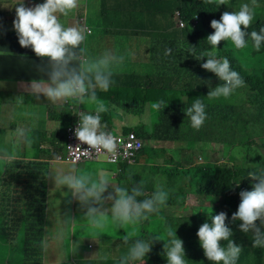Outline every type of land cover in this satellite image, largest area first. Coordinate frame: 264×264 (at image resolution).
I'll return each instance as SVG.
<instances>
[{"label":"rangeland","instance_id":"1","mask_svg":"<svg viewBox=\"0 0 264 264\" xmlns=\"http://www.w3.org/2000/svg\"><path fill=\"white\" fill-rule=\"evenodd\" d=\"M111 1L122 2V0H87L82 1L83 4L80 10L84 13L83 19L86 21L87 26L93 30L90 43L96 42L95 45H91L90 48L88 47L86 49L89 58L94 59L101 56L105 51L113 48V42L115 40H122V47L120 50L124 52V55L120 57H123L124 62L112 69L113 75L111 79L113 83L107 91L96 89L98 100L104 99L108 101L106 104L108 109H110L109 102L111 101H121L125 100L127 97L129 100H132L131 93L137 94L140 91V87L144 88L145 83L149 81V77L146 75L145 71L153 72V70H156L158 68L156 63H159L161 67L170 65V63L164 62L156 57V48L144 44L145 42H149V39L141 33L130 35L123 33L117 34L114 30L109 29V26L105 23L108 22V17L102 21L99 11L102 3V9H107ZM153 1L159 2L166 12H170L172 9L181 6L183 2V0ZM233 1L237 0H228V4L231 5ZM18 2V0H0L1 45H4L9 39L18 38L17 33L14 31L13 24L16 17L15 5ZM128 3L131 9L139 11L144 10L150 16L152 15L149 0H146L145 4L143 0H128ZM244 3L251 4V0ZM257 9L258 4L255 6L254 11L256 12ZM178 13H180V11H178ZM178 13L175 14L173 10L168 14L167 26L169 28H177L174 14L179 16ZM154 24L155 22L149 23L148 27L150 28ZM193 24H197V21H193ZM169 32L171 33V31ZM174 34L178 36L182 35V30H175ZM144 35L146 34L144 33ZM184 38V36H180L181 40H184ZM2 47H0V51ZM240 50L242 51V49ZM149 53H151V56H154L156 63L149 59ZM167 72H176L177 74L188 73L190 77L182 81L188 84V86L181 85L176 87L174 91L166 94L159 90L158 93L154 95V97L157 96L158 100H153L150 105L155 101H160L159 97H161V100L165 101L174 95L179 97L181 92L195 91L202 86L203 79L200 80L195 77L191 68L185 64H180L178 67L174 65L173 70ZM131 75L137 76L138 78L135 87L125 82V78ZM221 83V80H217V85ZM108 93H110V96H107ZM189 99L188 97H184L183 101H188ZM248 100L249 97H245V99L243 97L241 98L240 104L242 106L238 108V112L240 114L248 113L249 116H252L253 113L258 111L257 105L252 104ZM4 103L5 98L0 96V107L3 106ZM210 103L214 104L215 101H211ZM150 105L146 106V112L142 115H128L126 112L120 111L118 113L119 116L113 119V124H108L105 121L106 117L102 113L101 123L106 126V129L110 127L108 130L116 135L124 134V132L130 130L131 133L137 137L142 126L149 131L153 129L152 133L154 134L155 125L160 122L165 123L166 118L170 116L162 111V109L156 110ZM61 107L65 108V105L62 104ZM95 107L96 104L91 102L87 97L85 98V102L82 103V111L94 112ZM1 115H3V113ZM78 118L79 116L75 115L74 121H77ZM6 122L7 119L0 118V131L5 132ZM170 124L174 129L178 126L177 128L179 130L176 131L177 141H160L157 143L159 147L154 142L155 140H148L143 150L137 153L134 162H118L111 164L107 161L106 155L96 153H93L91 156L79 157L77 161L68 159L69 151L67 147L70 142L67 134L65 141L63 140L62 142L63 149L57 154L58 146L55 141L49 139V137L53 135L56 136V134L60 135L63 131L60 128L61 126L54 125L52 127L50 121L47 123V132L43 134L42 139H39V144L37 145L39 147L37 150L42 153L40 156L38 155V158H41L43 155H48V158L42 159L49 163L46 175L47 188L43 195L46 215L41 221V227L39 226L38 228L34 226V228H30L31 236L36 233L37 238L40 239V243L43 244L44 242V264H87L84 263L85 257L94 260L89 264H120L121 257L127 253L132 241L136 238H142V230L139 224L135 223L132 224V226L126 225L124 227H117L112 223L110 217V202L106 204V208L109 210V220L106 226L103 229H94L90 227L84 219V210L79 206L73 207L70 205V200L78 202L72 198L71 193L67 190L54 188L52 186L51 183H54V181L48 176L49 173L54 171L57 167H63L65 170H68L72 166H75L79 170L87 171L88 168L86 166H89L95 169V172L103 170L110 177L111 183L109 185V191L115 187H126L130 190L133 185H138L139 176L140 180L145 182L150 188L156 183H170L171 185H168L169 188L166 189L168 193L172 192L173 195V197L168 196L167 203L170 204L162 211L163 214L160 216L159 220L154 222L153 220H149L144 223V227L148 228V231L156 233L161 239H166L167 228H171L175 231L173 229L174 227H170L163 223L166 219L174 216L179 219L191 220L194 214L203 212L204 209L208 211L211 206L208 202L200 199L198 195L187 193L188 189L190 191L195 181L192 176L193 174L191 173V176L182 173L175 174L176 169L186 170L187 167L205 165L207 162H215L220 165L226 164L236 169H245L251 164L255 166L256 162L260 159H262L261 163H264V122L259 124L254 122L248 128H245V123H243L241 117H239L235 122L212 124L211 128L216 129V131L220 130L223 132V135L227 129L236 131L233 133L231 143L223 144L222 141H217L209 144L206 143L207 147H204V144L198 143L199 139L198 136H196L195 139L189 142V149L185 148L181 151H179L181 145L187 146L185 140L189 135V130L185 124H180L178 121ZM55 129H58V131L60 129V132ZM10 141L13 143L12 138ZM137 141H141V138L137 137ZM167 143L172 144L173 149L168 148ZM176 145L177 149H175ZM0 152H2L1 148ZM80 152L83 153L84 151ZM190 158H192V162L189 161ZM0 162L7 163L6 160H0ZM12 164H22V162L18 160ZM5 170L6 166L0 169V178L4 176ZM250 171H253V169H250ZM28 172L29 168L26 166L25 173ZM36 194L37 192L27 193V195ZM20 199H22L21 202H23V199L26 198L21 195ZM222 211L227 213L222 207H215L213 213L216 215ZM227 217V226L243 236H246L247 241L253 245L252 233L246 234L240 230L239 225L242 221L237 220L233 222L232 216L227 215ZM32 219L34 220L35 217H32ZM14 220L15 215L11 217V220H6L5 222L2 220L0 222V264L8 258L11 252L19 255L21 253L29 254L30 252L29 246H26L25 242L22 240L26 234L25 228H21L16 240L12 244L7 241L4 227L11 225ZM257 225L264 231V225H261L260 221H257ZM175 228L177 238L187 242L188 238H194L198 227L187 226L183 222L179 227L175 225ZM126 234L130 235L128 244H124L123 237ZM145 240L151 241L149 239ZM164 243L165 241L163 240H155L152 243V247H155L152 252L153 259L156 261L154 264L164 263L166 259L164 255ZM87 246H89V248ZM13 248H15V251H11ZM261 249L264 254V248ZM10 264H24V262L21 257H16Z\"/></svg>","mask_w":264,"mask_h":264},{"label":"clouds","instance_id":"2","mask_svg":"<svg viewBox=\"0 0 264 264\" xmlns=\"http://www.w3.org/2000/svg\"><path fill=\"white\" fill-rule=\"evenodd\" d=\"M205 3H215L217 6L225 5L226 0H204ZM79 0H45L44 3L33 7L25 6L23 0L15 5L16 17L13 21L14 29L18 35L22 47L31 49L36 56L49 58L44 71L47 80H33L25 90L32 95H42L53 103L75 101L84 103L87 97L96 104L94 112L78 111L79 121L74 129L75 137L88 145L81 153V147L73 150L74 154L91 156L93 153H114L117 138L101 123V114L108 111L103 102L98 100L96 89L107 91L113 83L111 66L119 63L123 57H117L110 51H105L97 58H89L86 49L81 47L86 39V29L78 26H65L59 16H67L69 12L78 7ZM18 5V6H17ZM257 0H251V4L244 3L237 11L223 12L219 20L213 19L211 27L214 34L207 37V42L212 46L211 50H205L199 56H195L191 46L185 48V52L192 53L197 60H203L202 68L214 73L222 83L211 88L207 94L209 99L228 98L236 89L243 87L244 79L237 71L230 67L228 58H219L217 46L221 41H230L235 49H244L247 38L250 36L252 46L259 51L264 42V28L259 32L247 29L250 27L254 15ZM233 9V7L231 8ZM180 30L183 28H175ZM89 33L88 35L92 34ZM172 49L167 48L165 55H171ZM4 97V96H3ZM5 98V97H4ZM164 105L160 100L151 105L159 110ZM191 127L199 130L205 120V105L200 99L185 110ZM16 143H28L27 130L17 127L12 133ZM16 159L14 154L0 152V160L11 163ZM249 176L258 181L254 183L251 191L240 192L241 202L238 210L232 215L233 222L242 221L240 230L246 234L252 233L253 247L264 248V231L257 225V221L264 225V169L249 173ZM55 187H66L72 198L77 200L84 210V219L94 229H103L109 220V210L106 204L110 202L111 221L117 227L135 224L146 220L150 214L156 213L160 207L166 205L169 193L157 184L153 194L143 200L138 197L144 196L142 183L133 185L129 190L126 187H115L109 191L110 177L103 170L96 173L82 171L72 166L68 170L57 167L49 173ZM227 213L220 212L210 215V223L202 224L197 232L199 242L204 254L214 264H237L242 252L232 239V229L226 224ZM72 220V219H71ZM74 221V220H73ZM166 239L159 237L150 242L142 238L132 241L127 253L120 259V264H145L146 256L151 251L155 240H163L164 255L167 264H187L183 241L177 238L176 230L166 229ZM124 242L128 243L130 235L126 234ZM221 241H227L226 245ZM44 264V262H43Z\"/></svg>","mask_w":264,"mask_h":264},{"label":"trees","instance_id":"3","mask_svg":"<svg viewBox=\"0 0 264 264\" xmlns=\"http://www.w3.org/2000/svg\"><path fill=\"white\" fill-rule=\"evenodd\" d=\"M149 1L152 11L151 16L144 10H132L137 14H142L147 17L148 20L146 22L148 23H163L167 21L168 14L171 11L174 10V13L180 11L181 20L186 26L180 29L176 15L174 14L176 27L182 30V35L178 36L170 33V28L167 27L164 36L159 42H148L153 48L159 49L156 57L158 56V58L164 62L170 63V65L161 67L159 63H156L154 56H151L149 59L155 62L158 68L153 70V72L145 71L146 75L149 77V81L145 83L144 88L140 87V91L137 94L131 93L132 100H129L127 97L125 100L109 102L110 109L103 113L106 117L105 121L112 122L116 116H119L118 113L120 111L126 112L128 115H142L146 112V106L157 99V96L154 97V95L157 94L159 90L166 94L174 91L176 87L181 85L188 86V84L182 82L190 77L188 73L177 74L176 72H167L173 70L174 65L178 67L180 64H185L191 68L195 77L200 80L203 79L201 88L195 91L181 92L179 97L174 95L170 99H166L164 105L160 109L172 118L167 117L165 123H157L154 127V134L152 133L153 129L149 131L142 126L137 134L138 137L145 141L151 139L164 142L177 141L176 131L179 130L177 128L178 126L174 129L170 123H176L178 121L180 124H185L189 130V135L185 140L187 146H180L179 144V151H181L185 148L189 149V142L195 139L196 136H198L199 139L198 143L204 144V147H207L206 143L209 144L217 141H222L223 144L231 143L233 133L236 131L227 129L223 135V132L220 130L216 131V129L211 128L212 124L235 122L239 117H241L242 122L245 123V128H248L254 122L258 124L264 122V42H262L259 51L252 46L253 42L250 36L247 38L248 46L242 49V51L240 49H235L230 41H221L217 46L218 57L228 58L231 69L237 71L245 81L244 86L236 89L228 98L220 97L209 99L207 97L210 89L218 86L217 80L220 79L214 73L202 68V63H205L203 60L194 59L195 56H199L201 52L211 50L212 48L206 41L207 37L215 32L211 27V21L213 19L219 20L225 11L239 10V6L248 0L233 1L231 5L228 4L227 0L225 5L221 6H217L215 3H205L204 0H183L181 6L172 9L170 12H166L159 2L153 0ZM145 2L146 0H143L144 4ZM257 4L258 9L255 12L250 27L247 29L249 33H251V31L259 32L261 28H264V0H257ZM232 7L233 9H231ZM156 19L159 20L157 21ZM195 20L197 24H193ZM180 36H184V40H181ZM188 46H191L192 49L190 51H192L195 56L189 51L185 52V48ZM167 48L172 49L171 55H165V50ZM137 80V76L134 75L125 78V82L133 87L136 86ZM184 97L190 99L188 101H183ZM242 97L244 99L245 97H249L248 101L257 105L258 111L253 113L252 116H249L248 113L240 114L238 112V108L242 106L240 104ZM159 98L161 100V97ZM196 99H200L204 103L206 112V120L199 130L191 127L190 120L187 118L184 111L187 107H190ZM211 101H215V103L211 104ZM101 102H103L105 106L108 103V101L104 99H102ZM63 104L65 108L59 113H55L54 118L57 121H63L66 128L60 135L56 134V136L53 135L49 137V139L55 141L58 146L57 154L63 149L62 142L66 139L68 128L76 122L74 121V115H76L77 112L75 113L72 102L68 101ZM167 144L173 149L172 144ZM175 149H177V145ZM46 158H48V155H43L36 160H21L22 164H10L1 179L0 222L2 220L4 222L6 220H11V217L15 215V220L12 224L4 227L7 241L12 244L16 240L21 228H25L26 234L22 240L25 242V245L30 248L29 254L21 253L19 255L11 252L2 264H10L16 257H21L24 264H43V244L40 243V239L37 238L36 233L31 236L30 228H34V226L38 228L39 226L41 227V221L45 218L46 209L43 195L47 188L46 175L49 163L42 159ZM189 161L192 162V158H190ZM261 161L262 159L258 160L255 166L251 164L245 169H236L226 164L220 165L215 162H207L205 165L187 167L186 170L176 169L175 174L182 173L188 176H191V173L193 174L192 176L195 181L192 188L190 191L188 189L187 193L196 194L200 199L211 205L208 211L204 209L203 212L194 214L191 220L179 219L171 216L163 222L170 227H174V230H176L175 225L179 227L183 222L187 226L198 227L193 239L190 237L187 239V242L183 241L187 264H214V262L206 258L204 250L200 245L197 232L202 224L205 222L210 223L209 216L215 215L213 213L215 207H222L227 212L228 216H232L236 212L241 202L240 192L245 190L251 191L254 183H258V181L253 180L249 176V173L260 170L261 168L264 169V163L262 164ZM26 166L29 168L28 173H25ZM250 169H253V171H250ZM141 183L144 196L138 197L139 200L150 197L157 186L156 183L150 188L145 182L140 180L139 176L138 185ZM159 185L166 191V189L169 188L168 185L171 184L161 182ZM35 192H37L36 195H27V193ZM21 195L26 198L23 199V202H21L22 199H20ZM169 197H173L172 192L169 193ZM169 204L170 203H167L161 206L158 212L150 214L146 220H141L136 223L141 226L142 239L152 240L159 237L156 233L148 231V228L144 227V223L149 220H153V222L159 220L160 216L163 214L162 211ZM32 217H35V219L33 220ZM232 233L231 239L238 246L242 247V252L237 264H264V254L261 248H254L253 245L247 241L246 236H243L239 232L232 230ZM221 244L222 246L226 245L227 241H221ZM154 249L155 247H151V251L146 256L145 264L156 263L152 256ZM11 251H15V248L11 249ZM161 264H167V259Z\"/></svg>","mask_w":264,"mask_h":264},{"label":"crops","instance_id":"4","mask_svg":"<svg viewBox=\"0 0 264 264\" xmlns=\"http://www.w3.org/2000/svg\"><path fill=\"white\" fill-rule=\"evenodd\" d=\"M18 1L20 2V0ZM82 1L87 0H79L78 7L69 12L67 16H63L59 13L57 15L59 16L61 23L65 26L78 25L86 29V39L82 43L81 47L87 49L88 47L90 48L91 45H95L96 42L90 43L93 33L88 35V31H91V28L87 26L86 21L83 19L84 13L80 11L83 4ZM23 2L25 6L33 7L36 4L44 3L45 0H23ZM102 7L103 3L99 11L102 21L108 17L109 20L105 23L109 26V29L114 30L117 34L123 33L130 35L134 33H141L143 36H146L149 41L154 43L160 41L168 27L167 21H165L163 23L155 22V24L149 28V23L146 22L148 20L147 17L142 14L135 13L129 7L128 0H122V2L111 1L107 9H102ZM156 20L158 21L159 19ZM175 30L176 29L170 28L169 31L174 34ZM144 33L146 35H144ZM1 43L2 40L0 39V47L3 46L0 51V96L5 97V103L0 107V118L7 119V122L5 123V132L0 131V148L2 149V152L6 151L9 154H14L16 156V159L11 163H9L7 160L6 164L0 162V169L3 166H6L7 169V167L15 161H30L32 159L36 160L38 155L40 156L42 154L37 150V145L39 144V139L43 138V134H46V127L49 121L51 122L52 127L54 125L61 126L60 128L62 131L65 130L66 125L63 121H57L54 118V114L59 113L63 109L61 105L64 102L53 103L42 95H32L25 90V86L30 85L33 80H47L48 77L44 71V68L48 64L49 58H41L36 56L31 47H22L18 38L9 39L4 45H1ZM144 44L150 46L148 42H145ZM121 47L122 40H115L113 42V48L108 51H110L113 55L120 57L121 55H124V52L120 50ZM158 50L159 49L157 48V55ZM150 57L151 53H149V58ZM123 62L124 59L119 63L112 64L111 71ZM107 96H110V93H108ZM101 100L102 99H99L100 102ZM71 102L74 106L75 113L82 111V103L75 101ZM2 113L3 115H1ZM107 123L113 124V121ZM17 127L27 130L29 140L28 143H16L14 141L11 133ZM55 130L58 131V129ZM58 132H60V129ZM129 132L131 131H126L121 135H125ZM11 138L13 143L10 141ZM146 142L147 141H145V143ZM154 142L157 144L160 141ZM157 146H159V144H157ZM167 146L168 148H171L170 145L167 144ZM86 167L88 168L87 172L96 173L95 169L90 168L89 166ZM1 179L2 177L0 178V189L2 184ZM51 184L54 188H59L70 192L66 187L60 188L55 187L54 183ZM70 205L73 207H81L80 203L74 202V200H70ZM128 226H132V224H128ZM87 247L89 248V246ZM42 253L44 262V242L42 246ZM92 261L94 260H90L86 257L84 258V263L89 264Z\"/></svg>","mask_w":264,"mask_h":264},{"label":"built area","instance_id":"5","mask_svg":"<svg viewBox=\"0 0 264 264\" xmlns=\"http://www.w3.org/2000/svg\"><path fill=\"white\" fill-rule=\"evenodd\" d=\"M178 13V12H177ZM179 16H176L178 26L180 28H185L186 24L181 20V15L178 13ZM91 33V31H88ZM79 121L78 120L68 128L67 130V136L69 139V146L72 148H76L77 146L81 147L80 151H84V149H88V145L82 144L74 135V129L77 126ZM117 138V144L116 149L114 153H108L106 151L101 152L99 154H103L107 156V161L111 164L114 163H126V162H134L136 160V155L139 151H142L145 146V140L141 139V141H137V137L132 134L131 132L125 134V135H116L112 133ZM140 138V137H139ZM67 147L68 153V159L77 161L79 157H84L85 155H80L77 157L73 150L70 149V147Z\"/></svg>","mask_w":264,"mask_h":264}]
</instances>
